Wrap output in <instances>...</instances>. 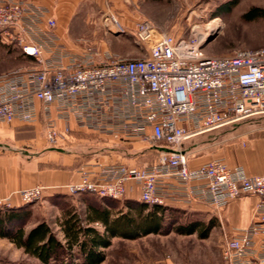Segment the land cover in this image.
<instances>
[{
    "label": "built area",
    "instance_id": "2783aa9c",
    "mask_svg": "<svg viewBox=\"0 0 264 264\" xmlns=\"http://www.w3.org/2000/svg\"><path fill=\"white\" fill-rule=\"evenodd\" d=\"M47 13L30 0H0L2 41L40 65L0 76V123L42 119L51 147L74 131L86 130L120 143H156L160 152L155 162L142 167L96 164L98 169L91 171L84 166L77 182L55 190L34 186L15 191L0 198V210L20 209L62 193L122 200L129 183L139 186V201L148 206L165 207L178 198L217 213L252 194L258 197L253 220L224 242L222 258L225 264H264V174L248 175L219 158L191 169L181 148L198 135L264 115V47L208 56L203 50L206 26L195 25L189 37H176L139 20L132 34L143 56L92 49L64 65L60 55L57 61L44 58L46 46L33 42ZM47 23L56 26L53 18ZM104 27L109 35L128 34L111 14L105 16Z\"/></svg>",
    "mask_w": 264,
    "mask_h": 264
},
{
    "label": "rangeland",
    "instance_id": "374dc122",
    "mask_svg": "<svg viewBox=\"0 0 264 264\" xmlns=\"http://www.w3.org/2000/svg\"><path fill=\"white\" fill-rule=\"evenodd\" d=\"M135 10L139 20H148L161 32L171 33L176 37H189L195 25L207 28L209 23L221 19L219 28L207 36L212 37L203 48L208 56H223L236 50L264 47V0H137ZM254 10H260L262 15L249 18L248 14ZM104 19L105 17L102 19L100 15L95 29L100 32L99 36L102 35L105 48L116 50L127 46L130 40L134 41L132 33L127 36L106 34ZM204 32L208 33L207 29ZM0 40V76L28 65L18 47L3 42L1 36ZM257 128L260 129L257 131H264L261 129L264 128V115L198 135L186 140L181 148L187 153L190 161L210 159L212 156L223 154L232 143H240L241 138H232L237 133H246ZM121 144L92 132L74 131L53 148L63 149L75 165H80L89 160H100L123 152L125 149ZM130 147H135L129 155L134 156L135 165L139 166L155 162L160 151L159 145L152 142L138 141ZM86 199L97 204L103 200L114 205L116 209L112 218L129 214L135 221L141 220L137 210L126 207L124 198L113 200L87 194H61L23 207L29 212L26 231L39 222L46 221L57 238L64 242L61 224L68 218V212L83 213ZM152 210L153 207L148 206L142 216ZM0 211L3 213L6 210ZM164 218L157 233L145 234L130 228L126 230L125 236L110 237V246L101 249L104 260L100 264H225L222 258L224 243L220 240L218 227L213 229V225L208 235L202 236L212 220L208 221L207 217L202 218L191 212L171 210H167ZM191 225H195L193 233L178 230L180 227ZM93 227L104 234L105 227L102 224H95ZM73 253H78L76 247L73 248ZM74 263L79 264L76 258ZM0 264L42 263L10 240L0 237Z\"/></svg>",
    "mask_w": 264,
    "mask_h": 264
},
{
    "label": "crops",
    "instance_id": "0c3cea01",
    "mask_svg": "<svg viewBox=\"0 0 264 264\" xmlns=\"http://www.w3.org/2000/svg\"><path fill=\"white\" fill-rule=\"evenodd\" d=\"M30 2L48 11L47 15L37 24V33L33 35L34 43L46 46L44 51L46 59L57 61L60 55L63 57L61 62L67 65L70 63V58H82L92 49L100 53L109 52L119 57L131 58L143 56L145 53L131 40L127 46L109 50L104 47L102 35L99 36L100 32L95 29L100 15L103 19L111 14L128 30V34L132 33L135 23L139 21L135 10L137 0H30ZM49 18L56 21L54 28L49 27L47 23ZM19 50L28 63L19 69L40 67L33 58L23 54L20 48ZM96 60L101 61L102 57L98 56ZM58 124L60 127L63 126L61 122ZM257 130L260 129H251L246 133L234 135L232 138H241V142L232 143L221 155L198 161L189 160L190 168L195 169L209 160L219 158L223 159L229 167H242L248 175L264 174V131ZM137 142L122 143L125 150L117 155L75 165L70 155L66 154L63 149L53 148L47 144L46 129L42 119L34 124H25L20 121L12 124L0 123V198L34 186L55 190L77 182L80 178V169L84 166L91 171L98 169L96 164H124L130 167H142L146 164L135 165L134 156L129 155L135 149L130 146H134ZM124 199L140 202L139 186L129 183ZM257 202L256 195L244 194L215 213L205 204H185L176 198L168 200L164 208L171 211L191 212L202 218L207 217L208 221L212 220L211 227L215 225L213 229L218 227L220 240L224 243L235 236L239 230L250 225ZM84 207L86 208L85 204ZM255 248L260 249L258 243Z\"/></svg>",
    "mask_w": 264,
    "mask_h": 264
},
{
    "label": "trees",
    "instance_id": "16d2710c",
    "mask_svg": "<svg viewBox=\"0 0 264 264\" xmlns=\"http://www.w3.org/2000/svg\"><path fill=\"white\" fill-rule=\"evenodd\" d=\"M260 15V10H254L248 17ZM59 195L61 194L56 196ZM84 204L86 208L83 213L70 211L68 218L61 224L64 242L57 238L46 221L39 222L27 232L29 212L25 208L6 210L3 213L0 211V237L10 240L42 264H75V258L79 264H100L104 260L101 249L110 246V237L125 236L126 230L130 228L145 234L157 233L167 212L164 207L155 206L150 213L142 216V212L148 208L146 204L126 201L127 208L137 210L141 219L137 222L129 214L112 218L116 208L103 200L97 204L86 199ZM95 224L105 227L104 234L93 227ZM194 226L180 227L178 230L193 233ZM210 228L211 225L202 236H207ZM74 247L78 249V253H73Z\"/></svg>",
    "mask_w": 264,
    "mask_h": 264
},
{
    "label": "bare ground",
    "instance_id": "6f19581e",
    "mask_svg": "<svg viewBox=\"0 0 264 264\" xmlns=\"http://www.w3.org/2000/svg\"><path fill=\"white\" fill-rule=\"evenodd\" d=\"M221 19H216V20H214L213 21V23H211V24H208L207 25V31H208V33L206 32L205 34H204V36H205V38H207V36L213 31V30H216V29H218L219 28V26L221 25Z\"/></svg>",
    "mask_w": 264,
    "mask_h": 264
},
{
    "label": "water",
    "instance_id": "95a60500",
    "mask_svg": "<svg viewBox=\"0 0 264 264\" xmlns=\"http://www.w3.org/2000/svg\"><path fill=\"white\" fill-rule=\"evenodd\" d=\"M212 39V37L210 36V37H208L207 38V40H206V42H208L209 40H211Z\"/></svg>",
    "mask_w": 264,
    "mask_h": 264
}]
</instances>
